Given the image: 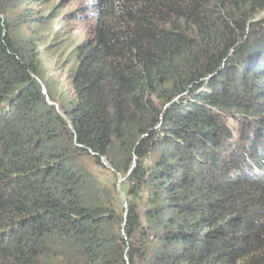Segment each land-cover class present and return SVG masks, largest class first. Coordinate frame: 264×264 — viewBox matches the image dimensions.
I'll return each mask as SVG.
<instances>
[{
  "label": "trees",
  "instance_id": "16d2710c",
  "mask_svg": "<svg viewBox=\"0 0 264 264\" xmlns=\"http://www.w3.org/2000/svg\"><path fill=\"white\" fill-rule=\"evenodd\" d=\"M52 2L0 0V264H264V0H88L71 93Z\"/></svg>",
  "mask_w": 264,
  "mask_h": 264
},
{
  "label": "rangeland",
  "instance_id": "374dc122",
  "mask_svg": "<svg viewBox=\"0 0 264 264\" xmlns=\"http://www.w3.org/2000/svg\"><path fill=\"white\" fill-rule=\"evenodd\" d=\"M88 0H75L67 6L61 5V0H53L48 6L32 5L36 16H47L54 13V18L47 28V31H40L39 34L46 39V45L43 49V61L48 69L49 75L52 76L58 86L59 92L71 93L70 74L75 67V60L72 56L73 48L89 36L91 22L85 20L68 22L64 16L69 11L78 10L80 6L85 5ZM49 47L48 50L45 48ZM91 171L96 175L98 180L112 190L119 191L124 188L121 176L116 175L108 163L91 164ZM123 192V191H122Z\"/></svg>",
  "mask_w": 264,
  "mask_h": 264
},
{
  "label": "water",
  "instance_id": "95a60500",
  "mask_svg": "<svg viewBox=\"0 0 264 264\" xmlns=\"http://www.w3.org/2000/svg\"><path fill=\"white\" fill-rule=\"evenodd\" d=\"M44 92L46 93V90L44 89ZM51 103V102H50ZM52 104V103H51ZM123 181V179H120L119 180V182L121 183ZM119 195H120V197L122 198V200H123V202L125 203V204H127V202H126V199H125V196H124V194H123V192L120 190L119 191Z\"/></svg>",
  "mask_w": 264,
  "mask_h": 264
}]
</instances>
